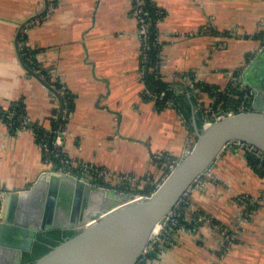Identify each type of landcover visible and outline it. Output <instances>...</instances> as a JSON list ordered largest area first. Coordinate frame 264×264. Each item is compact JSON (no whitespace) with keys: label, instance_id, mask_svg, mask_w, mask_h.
I'll use <instances>...</instances> for the list:
<instances>
[{"label":"crops","instance_id":"obj_1","mask_svg":"<svg viewBox=\"0 0 264 264\" xmlns=\"http://www.w3.org/2000/svg\"><path fill=\"white\" fill-rule=\"evenodd\" d=\"M154 1L165 9L156 25L161 72L183 94L181 111L158 109L142 96L132 0H56L47 16L21 30L36 62L71 97L61 149L74 162L159 179L166 161L154 154L181 158L195 138L192 115L202 122L201 105L210 101L207 92L187 90L186 73L217 90L233 81L249 86L241 75L264 42V0ZM43 7L42 0H0V106L19 102L31 125L49 128L57 101L26 71L15 44L20 24ZM31 125L10 130L0 119V211L5 193L28 188L48 168ZM244 153L238 142L225 144L188 189L182 209L187 214L194 207L226 227L239 222L236 241L217 256L223 236L203 221L196 232L173 233L154 264H210L214 254L220 264H264V175ZM248 197L256 206L243 218Z\"/></svg>","mask_w":264,"mask_h":264},{"label":"water","instance_id":"obj_2","mask_svg":"<svg viewBox=\"0 0 264 264\" xmlns=\"http://www.w3.org/2000/svg\"><path fill=\"white\" fill-rule=\"evenodd\" d=\"M45 10L26 18L17 36L24 25ZM18 54L29 75L56 96V126L63 107L60 94ZM241 76L252 89L246 99L247 110L205 126H198L193 114L194 140L145 198L51 169L44 170L28 188L5 193L0 211V264H21L37 232L51 229L75 233L53 246L48 244L50 249L31 264H135L154 227L164 222L180 196L210 167L225 144L246 142L264 154V42Z\"/></svg>","mask_w":264,"mask_h":264},{"label":"built area","instance_id":"obj_3","mask_svg":"<svg viewBox=\"0 0 264 264\" xmlns=\"http://www.w3.org/2000/svg\"><path fill=\"white\" fill-rule=\"evenodd\" d=\"M55 1L56 0H42L44 6L43 9L46 8L45 12H43L40 16L31 19L29 22H33L37 20V18H44L45 16H47L50 13V11L54 8ZM131 13L137 21L136 34L138 36L139 49L141 54L140 77L143 80L144 69L146 66L145 61L147 60V51L148 49H150L152 43L161 44V42L158 37V31L157 34H155V36L153 37V39H150V31H149L150 23L149 20H147L144 16V11L140 6L139 0H132ZM159 20L160 19H157L155 21V25H157ZM227 31L228 33L232 34L236 31V29L230 28ZM24 44L28 46L24 38L21 37V39L17 41L19 52ZM27 57L30 62H32L34 59V55L32 56L31 53H28ZM29 67L39 73V70L37 68H34L32 66ZM150 68H158L159 71H162L161 70L162 63L160 62V58L158 60L156 59L155 62L151 64ZM40 75L44 78L42 74ZM186 76L188 77L187 85L192 86L193 82L196 81V79H194L195 77L190 78L189 75ZM49 78L54 82L56 81L59 82L58 86L55 87L53 83H50L44 78L61 96V94H63L66 88L65 84L59 78H54L51 77L50 75ZM211 89H212V93H208L210 97V101L205 105H201V112H202L201 126L208 125L214 121L225 118L226 116H230L232 114L247 110L249 105L246 103V99L250 94H252V89L250 86L233 81L231 82V85H229V89L221 90L228 95L234 96L235 93L237 92L240 93L241 95L242 99L238 104H236L235 106H228V107H223L220 104L215 105L217 92L219 90L214 88ZM194 91L196 95L199 92H201L195 88ZM146 92L148 93L149 96H151V99L153 100L164 94L163 90L157 94L156 92H153L152 90L147 88H146ZM54 97L57 101L58 108L53 118L54 119V124L52 128V131L54 132L53 140L51 142H49L48 140H41V142H38L42 151L43 163L48 167L46 170L51 169V171L53 172H57V173L59 172L62 174L71 175L75 178L86 177L90 180V182L93 185H97L102 188H112L119 192L132 193L135 198H145L149 196L160 184V182L162 181L163 177L167 172L166 170L171 169L178 162V159H175V157H173L170 154L155 153L153 156L154 158L162 159L166 161L165 173L163 177L159 179L153 178L148 175L137 176L129 173H120L90 162H80V163L74 162L61 149V141L63 137L68 133V128L65 123V119L67 118L69 109L66 107L65 101L61 97L63 103L62 113H61V117L59 118L58 124L55 126L56 118L59 113V103L55 95ZM166 104L173 106L172 99L167 98ZM14 117L19 118V124L16 126V128H21L23 126H26L30 121L28 116L20 108L19 103L12 104L8 107H0V119L4 121L8 127L12 126ZM238 143L244 148L245 152L253 153L255 156L259 157L260 161L256 164V167L259 168L260 170L264 169V154H260L258 150H253L252 146L246 142L240 141ZM72 166H76L75 170L72 169ZM198 178L194 180L192 184H194V182H197ZM192 184L189 185L188 189L192 186ZM188 189L180 196V198L173 206V208L166 214L164 222L160 224L155 231H153L151 238L149 239L146 247L142 250L141 254L137 258L135 264H154V260L157 257L161 256L165 245L171 242L173 233L179 231L196 232L197 228L203 221H206L210 225V227L214 230L215 233L221 234L223 236L217 248L214 250V253L219 252L218 254H216L217 256H221L226 251L228 246L236 241L238 233L240 231V223L237 221H235L230 226L226 227L224 224L214 220L212 216L204 214L201 211L195 209L194 207L191 209L192 212L189 211L187 214L184 215L186 220L188 222H192L193 225H188L180 221L179 216L181 214L180 211L181 205L183 203L187 204L188 202V199L186 197V193ZM255 199L248 197L242 200V204H243L242 214L244 216L243 218H246L247 215L251 214L253 209H251L250 207L256 203ZM214 256L212 257L210 264H220V259L217 257L215 258Z\"/></svg>","mask_w":264,"mask_h":264},{"label":"trees","instance_id":"obj_4","mask_svg":"<svg viewBox=\"0 0 264 264\" xmlns=\"http://www.w3.org/2000/svg\"><path fill=\"white\" fill-rule=\"evenodd\" d=\"M139 2H140V6L142 7L144 11L145 18L149 20L150 39H153L155 34H157V26L155 25V21L157 19H161L165 15V9L159 6L154 0H139ZM261 36L264 39V35H261ZM21 37L25 38V35L22 31L19 32V37H18L19 40L21 39ZM160 48H161V44L152 43L150 49H148L147 51V60L145 61L146 66H145L144 74H143V81L145 83V89L142 92V96L146 100L151 99V96H149L148 93L146 92V88L152 90L153 92H156L157 94L163 90L164 94L155 99L156 107L160 109L166 106L167 105L166 99L170 98L173 101V106L177 107L181 111L180 97H182L183 94H181L180 92H177L176 88L174 87L175 82L165 80L163 78L162 72L159 71L158 68H150L151 64H153L156 59L158 60L160 58V52H159ZM34 52H35V49L31 48L30 46H26L25 44L20 49V55L22 59L24 60V62L27 63L29 66L37 68L39 70V73L42 74L47 81H49L50 83H53L55 87H57L59 82L57 81L54 82L53 80H50L48 71H45L44 69H42L39 66V64L36 62L35 58L33 59L32 62L29 61L27 57L28 53H31L33 56ZM186 74L189 75L190 78H193L192 73L188 72ZM186 87H187V90L190 91V93L191 92L195 93L194 88L199 91L212 93V89H211L212 87L204 83L201 80H196L193 82L192 86H186ZM192 96L194 97V95ZM61 97L65 101L66 107L70 110L71 97L69 96V93L67 92L66 88L63 94H61ZM241 99H242L241 95L238 92L235 93V95L233 96V95H228L225 92L219 90L217 92V98L215 101V105L220 104L223 107L235 106L241 101ZM15 103H19V102H15V101L11 102L9 106ZM19 104H20V108L25 113L23 105L21 103ZM197 123H198V126H201L200 118L197 119ZM18 124H19V118L14 117L13 124L10 127V130L17 129L16 126ZM53 124H54V119L52 120V125L49 128L37 126V125L35 126L31 125L30 121L28 122L27 125H31V127L33 128L36 140L38 142H41V140H48L49 142H51L54 137V132L52 131ZM244 154L246 158L248 159V161L250 162V164L255 169V171L259 173L260 175H264V169L260 170L259 168L256 167V164L260 161V158L250 152H245ZM157 160L162 161V159H157ZM186 206H187L186 203H183L181 205V210H180L181 214L179 216V219L181 222H184L188 225H193L192 222H188L186 218L184 217L185 214L183 213L182 209L183 207H186ZM255 206H256V203L252 205L250 208L254 209ZM63 233L66 236H71L75 233V231L66 230ZM46 235L47 236H42V237L40 236L39 237L40 239L36 240V242L33 243L31 251H26L23 253L21 264H31L36 257L40 256L41 254L49 250L50 246H53L62 240L61 232L58 229L47 230Z\"/></svg>","mask_w":264,"mask_h":264},{"label":"flooded vegetation","instance_id":"obj_5","mask_svg":"<svg viewBox=\"0 0 264 264\" xmlns=\"http://www.w3.org/2000/svg\"><path fill=\"white\" fill-rule=\"evenodd\" d=\"M65 231H66V230H65ZM60 232H61V237L64 238V237L66 236V235L63 233L64 231H61V230H60ZM46 233H47V231H43V232H40V233L37 232V234H36V238H37V239H36V240L40 239V238H39L40 236H41V237H42V236H47ZM36 240H35L34 242H36ZM34 242H33V243H34ZM32 245H33V244H32Z\"/></svg>","mask_w":264,"mask_h":264},{"label":"bare ground","instance_id":"obj_6","mask_svg":"<svg viewBox=\"0 0 264 264\" xmlns=\"http://www.w3.org/2000/svg\"><path fill=\"white\" fill-rule=\"evenodd\" d=\"M159 225H160V224H157V225L154 227V230H153V231H155V230L158 228Z\"/></svg>","mask_w":264,"mask_h":264},{"label":"rangeland","instance_id":"obj_7","mask_svg":"<svg viewBox=\"0 0 264 264\" xmlns=\"http://www.w3.org/2000/svg\"><path fill=\"white\" fill-rule=\"evenodd\" d=\"M193 139H194V138H193ZM168 171H169V170H167V172H168ZM167 172H166V173H167Z\"/></svg>","mask_w":264,"mask_h":264}]
</instances>
